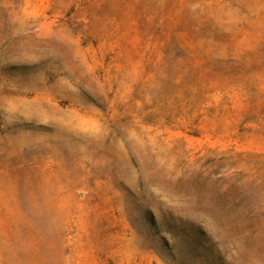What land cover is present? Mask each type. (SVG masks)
I'll return each instance as SVG.
<instances>
[{"label":"rangeland","instance_id":"374dc122","mask_svg":"<svg viewBox=\"0 0 264 264\" xmlns=\"http://www.w3.org/2000/svg\"><path fill=\"white\" fill-rule=\"evenodd\" d=\"M0 264H264V0H0Z\"/></svg>","mask_w":264,"mask_h":264}]
</instances>
